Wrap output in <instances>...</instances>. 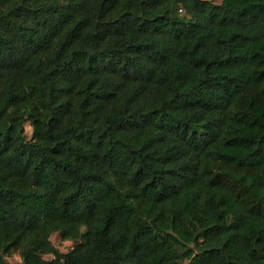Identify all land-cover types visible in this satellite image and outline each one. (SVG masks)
I'll return each instance as SVG.
<instances>
[{
    "label": "trees",
    "instance_id": "trees-1",
    "mask_svg": "<svg viewBox=\"0 0 264 264\" xmlns=\"http://www.w3.org/2000/svg\"><path fill=\"white\" fill-rule=\"evenodd\" d=\"M13 254L264 264V0H0Z\"/></svg>",
    "mask_w": 264,
    "mask_h": 264
},
{
    "label": "rangeland",
    "instance_id": "rangeland-1",
    "mask_svg": "<svg viewBox=\"0 0 264 264\" xmlns=\"http://www.w3.org/2000/svg\"><path fill=\"white\" fill-rule=\"evenodd\" d=\"M210 1H213V2L216 3V4H219V3L222 2V0H210ZM26 130H27V131H26L27 136L30 137L31 134H32V128L30 127L29 124L27 125ZM52 241H53V243H54V245H55L56 247H60V246H61L62 238H61L58 234H54V235L52 236ZM59 252H60V251H59ZM52 258H53V257H52L51 254H49V255H45V259H47V260H50V259H52ZM6 259H7V261H8L10 264H20V263H21V258H20V256H19V254H13L12 256L7 257ZM184 264H186V262H185Z\"/></svg>",
    "mask_w": 264,
    "mask_h": 264
},
{
    "label": "built area",
    "instance_id": "built-area-1",
    "mask_svg": "<svg viewBox=\"0 0 264 264\" xmlns=\"http://www.w3.org/2000/svg\"><path fill=\"white\" fill-rule=\"evenodd\" d=\"M180 12L182 13V10H180ZM56 247V246H55ZM74 247V243L73 241L70 240H62L61 241V246L60 247H56L62 254H66L67 252H69L71 249H73ZM52 257L54 258V256L52 255Z\"/></svg>",
    "mask_w": 264,
    "mask_h": 264
}]
</instances>
